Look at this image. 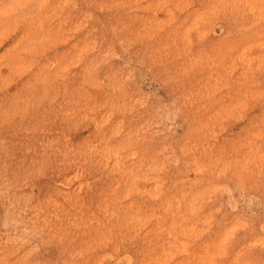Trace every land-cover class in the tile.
<instances>
[{
    "label": "rangeland",
    "instance_id": "374dc122",
    "mask_svg": "<svg viewBox=\"0 0 264 264\" xmlns=\"http://www.w3.org/2000/svg\"><path fill=\"white\" fill-rule=\"evenodd\" d=\"M0 264H264V0H0Z\"/></svg>",
    "mask_w": 264,
    "mask_h": 264
}]
</instances>
